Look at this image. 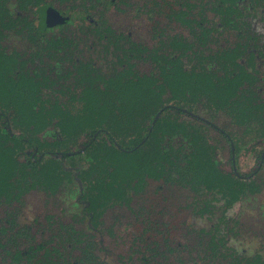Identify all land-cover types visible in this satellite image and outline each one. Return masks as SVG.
<instances>
[{
	"label": "flooded vegetation",
	"instance_id": "1",
	"mask_svg": "<svg viewBox=\"0 0 264 264\" xmlns=\"http://www.w3.org/2000/svg\"><path fill=\"white\" fill-rule=\"evenodd\" d=\"M191 1L195 4L191 11L196 12L199 9L204 11L207 23L202 24L209 28L206 34L199 32L197 24L191 27L175 18L176 12L184 7L179 0H0L1 133L8 131L13 135V133L24 132L19 127L20 123L15 124L11 118L5 117L2 110L3 106L18 103L16 96L21 87H17L15 83L22 79L36 85L32 88L39 90L40 95L45 96L49 92L52 98L58 97L63 105L81 106L86 96L95 97L96 105L108 107L113 117L126 119L127 122L117 124L109 116L111 119L106 120L100 128L101 131L95 134L78 128L79 134L73 145L76 152L84 154L93 144L101 147L110 145L111 138L119 139L128 132L132 134L141 125L144 126L145 131L159 129L158 134L164 140L168 152L179 155L176 164L172 165L173 170L170 174L162 173L159 177L145 174L139 188L129 189L126 201L122 200L98 210L95 217L86 209L87 199L79 194L83 184L79 182L77 174L86 163L79 162L77 159L76 163L71 164L66 163L65 160L63 166L65 165L66 169L76 174L52 191L66 192L75 183L78 195L74 197V202L80 204L82 214L87 216L92 225L98 226L102 214L109 208H130L136 201L137 195L144 191L147 179L163 184H174L177 182L174 180L179 171L189 167H198L201 170L200 178L195 179L200 189L201 187L212 188L219 195L217 203L214 201L206 203L201 198L192 212L195 218L203 217L208 221L212 219L211 210L214 204L221 205L224 211L226 208L228 210L229 206L238 202L247 190L255 189L252 188L255 185L252 176L258 172L264 160V134L257 129L259 126L257 121L254 120L250 125L239 123L230 113L228 106L216 105L204 97H196L190 93L175 94L170 91L162 77H159L165 88L161 96L164 93L172 94L178 99L190 102L192 107L196 101H204L228 116L230 123L241 132L242 136L238 137H257V140L249 145L251 149L255 144L260 145V149L254 153L257 159L256 165L250 171L241 173L236 165L234 138L212 120L197 114L189 106L187 108L181 104L163 103L151 115L147 114L146 109L139 114V107L148 99L146 95H136L129 99H124L126 96L118 98L121 95H119L121 88L116 82L117 72L129 77L134 74L142 76H148L151 73L161 74L163 69L160 66L166 65V58L179 57L185 62V56L193 54L205 57L206 66L218 75L223 74L225 64L228 69L242 65L243 71L251 75V78L253 77L249 85L254 88L258 86L257 91L261 92L260 97L264 96L262 68L264 66V0ZM220 10L227 11L226 18L225 14L222 15L219 12ZM176 42H183L186 45L185 48H178L175 45ZM225 55L230 59H225ZM6 75H12L14 83H7ZM245 86H248L247 81H244L243 85H238V88ZM84 90L92 92L83 94ZM55 91L57 94L53 93ZM31 103L34 102L31 101ZM121 106H124L125 110H122ZM166 111L173 113L170 118L166 116ZM185 123L194 124L197 128L212 126L217 130L229 148L228 171L220 166V160L215 153L220 149L218 139L208 138L206 127L203 130L204 138L187 133ZM107 125L116 129L125 128L126 131L115 137L112 132L114 129L110 127L112 130L110 131ZM50 129L52 128L48 127L46 132H40L39 136L52 141L54 130ZM108 133L111 137H108ZM57 136L62 137L59 133ZM81 137L83 141L79 142ZM193 140L196 144L203 145L206 157H210L213 161L210 167L219 171L217 173L211 171L212 178H205L203 169L184 155L192 150L190 144ZM113 143L118 144L116 141ZM47 152L52 154L50 150ZM31 153L33 159L36 152ZM25 154H30V150ZM227 175L233 176L241 184L232 186L227 183L224 179ZM10 180L14 181L13 178ZM37 186L51 192L36 183L22 191L16 187L14 191L18 193V196L13 195L8 198L1 184L0 204L6 201L19 202L24 192ZM230 189L238 190L237 196L231 197L228 193ZM62 197L65 198L64 195ZM213 226L211 222L210 228L196 229L185 221L178 226V229H175L178 234L175 245L170 240L167 241L165 237L158 243H149L136 264H182V258L185 257L181 254L179 244L181 237L184 238L190 233L201 234L203 240L198 248L203 253L201 252V259L196 257L188 263L184 260L185 264H214V259L217 258L222 260V263L217 264H246V260L251 261V258L246 257L256 254L264 259V253L261 251L251 254L245 250L235 249L232 247L234 245L229 243L227 235H215L211 232ZM163 229H165L164 232L168 231L165 222H163ZM149 245H151L150 248ZM53 246L55 245H52V242L48 243L47 240L30 243L25 248H16L12 256L15 261H18L21 257L29 258L42 249L47 256L37 259L36 264H69V262L71 264H134L132 248L129 252H123L116 247L104 246L103 249H98L100 251L98 257L94 254V259H90L91 255L85 253L76 260H69L68 256L57 257L65 255L60 254ZM235 256L238 258H234Z\"/></svg>",
	"mask_w": 264,
	"mask_h": 264
},
{
	"label": "trees",
	"instance_id": "2",
	"mask_svg": "<svg viewBox=\"0 0 264 264\" xmlns=\"http://www.w3.org/2000/svg\"><path fill=\"white\" fill-rule=\"evenodd\" d=\"M179 1L184 7L176 12L175 18L191 27L197 24L199 32L206 34L209 28L202 24L207 23L203 9L198 8L199 10L193 12L191 9L195 5L194 2ZM219 12L225 14L226 18L227 11ZM175 45L183 49L186 46L183 42H176ZM185 58V62L179 57L166 58V65L160 66L165 69L164 73L163 70L160 72L161 74L151 73L148 76L134 74L132 79L117 72L116 82L121 88L119 90L121 95L118 98L126 96L124 99H129L143 94L149 100L158 98L165 90L159 80V77H162L171 92L183 95L190 93L196 97H204L216 105H226L237 122L250 125L255 120L259 123L257 129L264 134V96L260 97L258 86L254 88L249 85L253 77L243 71L242 65L228 69L225 64L223 74L218 75L206 66L205 57L193 54L186 55ZM227 58L230 59L225 55V59ZM5 78L7 83H14L12 75H6ZM244 81H247L248 86L239 89L238 85H243ZM15 84L21 87L16 96L18 103L3 106L2 110L5 117L11 118L15 124L19 122V127L25 133L12 135L8 131L4 134L0 132V183L8 198L18 196L14 191L16 187L22 191L36 183L51 191L57 189L65 180L72 179L76 174L63 166L65 160H70L69 163L73 164L78 159L79 162L86 163L77 174L79 182L83 184L79 194L87 199L86 209L95 217L98 210L122 200L126 201L129 189L139 188L145 174L153 177H159L162 173L170 174L173 170L172 165L176 164L177 158L179 159L175 152H168L164 140L158 134L159 129L145 131L141 125L132 134L128 132L119 139L111 138L110 145L101 147L93 144L84 154L76 152L73 145L79 134L78 128L95 134L101 131L100 128L106 120L111 119L109 116L117 124L127 122L126 119L113 117L108 107L96 105L95 97L86 96L81 106H66L58 97L52 98L49 92L48 95H40L39 90L32 88L36 85L29 81L21 79ZM91 92L82 91L83 94ZM53 93L57 94L56 91ZM48 127L54 130L52 141L39 136V133L46 132ZM58 133L62 135L61 138L57 136ZM108 137H111L110 133ZM190 147L192 150L184 155L203 169L205 178H212L211 171L217 173L218 170L210 167L213 161L206 157L203 145L196 144L193 140ZM29 150L30 154H25ZM47 150L52 151V154ZM34 151L36 154L32 155V159L31 152ZM228 193L235 197L238 190L230 189ZM261 257L259 254L248 256L246 258H251V261L246 260V264H264Z\"/></svg>",
	"mask_w": 264,
	"mask_h": 264
},
{
	"label": "rangeland",
	"instance_id": "3",
	"mask_svg": "<svg viewBox=\"0 0 264 264\" xmlns=\"http://www.w3.org/2000/svg\"><path fill=\"white\" fill-rule=\"evenodd\" d=\"M161 17L163 18L162 15ZM262 68L264 70V66ZM146 100L148 102L139 107V114L146 109L147 114L151 115L163 103L190 107L197 114L225 129L234 138L235 159L239 172L246 173L256 165L257 159L254 153L260 149V145L254 143L255 146L252 149L249 145L255 142L257 137H238L242 136L240 130L230 123L224 112L215 110L210 104L201 100L196 101L192 107L190 102L178 99L169 93ZM121 108L125 110L124 106ZM172 114L171 111H166L167 117L170 118ZM190 121L196 122L193 119ZM197 123L199 124L198 121ZM185 124L189 131L187 133L204 138L203 130L206 126L197 128L194 124ZM107 127L110 131H112L110 127L114 129L112 132L115 137L126 131L125 128L116 129L111 125ZM206 130L208 138L218 139L220 149L215 153L220 160V166L228 171L230 154L227 142L212 126L206 127ZM82 141L83 137L79 139V142ZM69 162L71 161L68 160L66 163ZM200 175L201 170L198 167H189L179 171L174 180H177V184H163L147 179L144 191L137 195L136 201L130 208L107 209L102 214L98 226L89 223L87 216L81 212L80 204L74 202V197L78 195L75 183L66 192H49L41 187H34L24 192L19 202L6 201L0 204V264H36L37 259L47 256L42 249L29 258L21 257L18 261L14 260L12 254L16 248L22 249L30 243L43 240L52 242V245H55L53 247L57 248L60 254L65 255L57 257L68 256L69 260H76L85 253L91 255L90 259H94V254L98 257L100 252L98 249H103L104 246L116 247L123 252H129L132 248V259L136 264L149 243H158L165 237L167 241L170 240L175 245V240L178 239L175 229H178V226L185 221L196 229L210 228L213 222L211 232L215 235H227L229 243L233 244L232 247L235 249L245 250L251 254L256 251L264 253V160L258 172L252 176L255 184L252 188L255 189L247 190L238 202L229 206L228 210L226 208L225 211L222 210L221 205L212 203V219L208 221L203 217L195 218L192 212L201 198L206 203L213 201L217 203L219 195L212 188L201 187L200 189L198 181L195 180L199 179ZM224 179L232 186L241 184L230 175L225 176ZM163 222L168 229L167 232H164ZM202 240L201 234L197 233L181 237L179 244L181 254L188 259L182 258V264L195 260L196 257L201 259L203 251H200L198 246H201ZM217 263H222V260L214 259V264Z\"/></svg>",
	"mask_w": 264,
	"mask_h": 264
}]
</instances>
